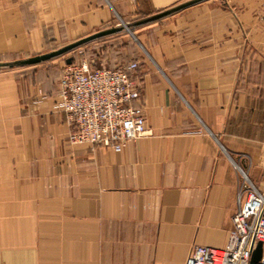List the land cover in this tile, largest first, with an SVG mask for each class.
<instances>
[{
  "label": "crops",
  "instance_id": "1",
  "mask_svg": "<svg viewBox=\"0 0 264 264\" xmlns=\"http://www.w3.org/2000/svg\"><path fill=\"white\" fill-rule=\"evenodd\" d=\"M132 1L0 0V56L180 0ZM263 1L199 4L142 32L151 133L118 150L68 143L62 72H0V264H186L194 246L225 248L243 173L263 178Z\"/></svg>",
  "mask_w": 264,
  "mask_h": 264
},
{
  "label": "built area",
  "instance_id": "2",
  "mask_svg": "<svg viewBox=\"0 0 264 264\" xmlns=\"http://www.w3.org/2000/svg\"><path fill=\"white\" fill-rule=\"evenodd\" d=\"M264 22V1L261 4ZM93 60L68 64L58 85L56 109L67 116L69 143L121 149L130 141L149 136L141 86L136 80L140 62L94 68ZM240 204L225 248L194 246L186 264H249L257 244H263L264 264V166L256 185L243 173Z\"/></svg>",
  "mask_w": 264,
  "mask_h": 264
},
{
  "label": "rangeland",
  "instance_id": "3",
  "mask_svg": "<svg viewBox=\"0 0 264 264\" xmlns=\"http://www.w3.org/2000/svg\"><path fill=\"white\" fill-rule=\"evenodd\" d=\"M186 1H189V0H180L178 3L168 8H171L175 5H178ZM221 1L223 0H208L201 4L220 3ZM132 2L135 3L136 1L133 0ZM166 9L152 10V8H149V7H146V5L145 6L143 5V9H138L136 12H134L130 16L124 17L122 18V20H119L117 22L115 26L122 24V26L125 28V30L119 34L89 43L65 56H62L60 58L54 59L49 62H45V63L39 64L36 66L19 68V69H14V70H0V72L22 71V70L36 69V68H43V69L53 68L57 72H63L65 67H67L68 65L67 63L68 60L71 59L72 61L74 60L75 62L78 63L79 61L82 60L83 56L84 58L88 60H93L97 67H100V65L104 64L105 67L114 68V67L123 66L132 61L140 62L142 58L143 59L146 58V52L144 51V48L141 46L139 37H141L142 32H144L146 28L156 23L149 24L147 26L145 25L136 26V24ZM127 27H129L133 35H131L128 32V30H126ZM68 44H70V42H67L61 39H57V40L54 39L50 43H46L45 48L42 50L40 54H37V55H41V54L48 53L50 51L58 50ZM32 56H35V55L30 56V54H14V55L0 56V62L14 61L17 59H23V58H28ZM68 143H69V140H68Z\"/></svg>",
  "mask_w": 264,
  "mask_h": 264
},
{
  "label": "water",
  "instance_id": "4",
  "mask_svg": "<svg viewBox=\"0 0 264 264\" xmlns=\"http://www.w3.org/2000/svg\"><path fill=\"white\" fill-rule=\"evenodd\" d=\"M208 0H189L186 2H182L178 5H175L171 8H168L164 11L158 12L143 21L139 22L136 25H148V24H153L157 23L161 20H164L168 17H171L173 15H176L184 10H187L191 7H194L196 5H199L201 3H204ZM125 28L122 26V24L108 28L105 30H101L99 32H96L92 35H89L87 37H84L82 39H79L75 42H72L58 50L50 51L45 54L41 55H36L28 58H23V59H17L14 61H8V62H0V70H14V69H19V68H26V67H31V66H36L45 62L52 61L54 59L60 58L62 56H65L79 48H81L84 45H87L89 43H92L94 41L107 38L116 34H119L123 32ZM128 32L133 35L129 27L126 28ZM68 64L72 63V60L67 61ZM263 257V244L259 242L256 246V248L253 250L251 259L249 264H259V262L262 260Z\"/></svg>",
  "mask_w": 264,
  "mask_h": 264
},
{
  "label": "trees",
  "instance_id": "5",
  "mask_svg": "<svg viewBox=\"0 0 264 264\" xmlns=\"http://www.w3.org/2000/svg\"><path fill=\"white\" fill-rule=\"evenodd\" d=\"M149 25V24H148ZM136 26H143V25H136ZM145 26H147V25H145ZM75 61L73 60L72 61V63H74ZM100 67H103V65L102 66H100ZM94 68H99V67H97L96 65H94Z\"/></svg>",
  "mask_w": 264,
  "mask_h": 264
}]
</instances>
